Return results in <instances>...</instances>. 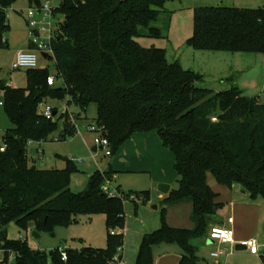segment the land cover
I'll return each instance as SVG.
<instances>
[{"label": "trees", "instance_id": "obj_1", "mask_svg": "<svg viewBox=\"0 0 264 264\" xmlns=\"http://www.w3.org/2000/svg\"><path fill=\"white\" fill-rule=\"evenodd\" d=\"M0 1L3 45L6 9L17 0ZM167 1L59 0L56 15L63 19L53 42L55 69H28L26 87L0 84V100L11 123L2 135L4 143L0 141V249L16 253L14 264H117L114 257L124 245V234L111 230L125 227L126 199L136 195L140 204L151 199L149 190H119L122 196H110L105 186L114 178L111 166L96 170L85 190L73 192L75 161L66 159L64 169L30 164V144L48 142L58 129V121L40 110L49 96H67L83 111L97 104L98 125L104 126L112 155L137 132H156L173 153L178 187L163 198L162 225L144 234L135 264H154L153 248L162 243L181 248L178 264L198 263L199 247L193 241L207 236L224 208L208 183L209 172L220 184H240L252 200H264V100L244 95L235 85L218 92L203 87L204 75L170 62L165 49L136 41L139 28L156 21ZM194 24L187 43L197 49L264 53V8L198 7ZM149 34L162 35L155 27ZM51 74L57 79L54 85L48 84ZM75 130L70 120L63 137ZM185 202L193 205L194 227L169 225L166 208ZM98 213L107 217V247L68 248L67 260L60 248L35 250L25 240L7 236L12 222L40 231ZM261 260L264 264V254Z\"/></svg>", "mask_w": 264, "mask_h": 264}, {"label": "rangeland", "instance_id": "obj_2", "mask_svg": "<svg viewBox=\"0 0 264 264\" xmlns=\"http://www.w3.org/2000/svg\"><path fill=\"white\" fill-rule=\"evenodd\" d=\"M40 1L41 3L50 2L54 7L59 6V0ZM222 5L264 8V0H169L156 21L150 26L139 28L136 41L143 47L165 49L170 62L179 61L183 68L204 75V80L201 82L203 87L218 92L235 85L244 95L257 96L264 100V53L201 50L187 43L195 32V9L203 6ZM30 7H33L30 0H17L6 9L8 28L2 31L4 44L0 45V84H8V86L18 88L27 86L28 69L14 70L12 64L16 50L30 45V27L28 23V10ZM1 8L0 1V10ZM62 19V15L57 14L55 17L56 21ZM151 27L159 28L162 34L161 37L150 36ZM37 68L54 70L55 58L46 59L38 53ZM48 105L58 109V114L53 116L54 120L58 121V129L48 142L35 143L32 148L28 147L27 153L30 164H35L40 169H64L67 166L66 159L76 161L77 171L72 174L70 188L73 192H81L86 189L91 174L98 169L105 170L111 158L102 149L96 153L92 150V146L96 145L95 138L99 136L98 132L91 129V125H98V105L92 103L86 111H83L67 96L63 98L49 96L40 106V110L43 111ZM70 120L76 129V133L73 136L64 138L63 132ZM9 127H11V123L5 108L0 105L1 135H4ZM33 148H37L36 154H33ZM151 155L156 160V171H160V174L166 173L167 178L172 181L173 188L176 189L179 175L175 170L174 163L166 160L167 157L165 158V156L163 162V155L158 152L157 147L153 146ZM168 155L174 157L170 151H168ZM79 160L83 162L77 163ZM208 177L209 185L219 194L220 201L224 203L223 216L227 218L226 212L231 208L232 201L235 200L233 193L235 191L242 192L243 187L237 183L232 188L220 184L211 172L208 173ZM147 179L149 177L141 172L139 174L120 173L118 178L113 179V185L125 189L127 192L139 191L145 188L141 187L140 184H144L143 182H146ZM159 194L160 191H157L155 197H153V206H159V209L150 208V215L142 216L146 222L150 219L145 226H150L152 222L151 215L155 214L152 211H156L157 216L159 215L160 220L162 219L163 199L158 197ZM254 203L256 204L255 222L259 237L264 241V200L257 199ZM131 205V200L125 202L126 217L128 219L129 216V219L132 218L131 220H133L135 215ZM191 209L190 204H183L177 208L168 206L166 208V221L168 222L169 217L172 223L179 224L175 227H191ZM233 216H238V211L233 213ZM135 228L131 227V231L133 229L131 235H135V241L140 242L141 236L138 232L142 228L138 231ZM33 230H35L34 227L21 229L15 222H12L7 227V236L13 240H25L30 248L47 252L64 247L72 249H80L84 246L95 249L107 247V217L103 213L82 214L77 217L74 223L56 225L53 229L40 230L38 231L40 233L39 238L32 235ZM193 243L199 247V252L202 254L211 251V242L207 236L195 239ZM161 245H164V243ZM161 245H156V247ZM241 252L245 253L246 251H239L238 253ZM130 262L132 263V260Z\"/></svg>", "mask_w": 264, "mask_h": 264}, {"label": "crops", "instance_id": "obj_3", "mask_svg": "<svg viewBox=\"0 0 264 264\" xmlns=\"http://www.w3.org/2000/svg\"><path fill=\"white\" fill-rule=\"evenodd\" d=\"M30 48H31L30 45L26 48H18L16 50L15 57L19 51L27 50ZM2 95H3V91H0V98L2 97ZM33 144L35 143L30 144V148L33 147L32 146ZM153 146L157 147L158 152L161 155H163V160H162L163 162L165 156V158L167 157L166 160H169L170 163L172 162L175 164V157L172 158L170 155H168V151L170 150L168 149L167 151L166 147L162 144L160 136L156 132H137L134 133L130 139L124 142V144L120 147L119 151L116 154L110 156L111 158L106 168L108 169V167L111 166L112 169L114 170L113 179L118 178V175L120 173L139 174V172H141V173H145V175L149 177V179H147L146 182H143L144 184H140V185L141 187H145L142 188V190H149L151 192L150 201L146 204H140V202L134 203L133 201H131L132 202L131 206L134 209V215H135L133 219L134 221L131 220L132 218L129 219V216L127 219L126 217L127 210L125 209L126 222L123 232L124 245H123V252L121 257L122 264H130L131 260H132L131 264H135L140 248V243L144 234L154 231L162 225V219L160 220V216L159 215L157 216L156 211H152L155 214L151 215L152 222L150 223V226L148 225H147L148 227L145 226L150 219H148V221L146 222V220L142 218V216L144 217V215L145 216L150 215L149 213L150 208L156 210L159 209V206H156V208L155 206H153V197H155L156 192L159 191L158 185L162 183L165 184L169 183L170 185L169 192L172 189H174L172 186V181L170 180V178H167L168 177L167 174L166 173L160 174V171H156V164H155L156 160L151 155L153 151ZM95 147H96L95 145L92 146L93 151H95L94 150ZM33 149H36L37 151V148H33ZM171 154L173 153L171 152ZM207 179L209 183V177ZM111 184L113 188L126 191L125 189H121L120 187L114 186L113 180ZM233 194L235 196V200L232 201V205L230 206L231 208H229L226 213H227V217L232 216L234 218L233 228L235 230L236 239L239 241L244 239L257 238L260 241L261 246H264V241L259 237L258 228L255 222V217H254L255 209H256V204L254 203L255 201L250 198L249 193L246 192L244 188L242 189V192L235 191ZM167 195L168 194H163L162 192H160L158 197L160 199H163ZM218 201H220L219 196H218ZM183 204H190L191 207L193 208L192 203L189 202L172 205V208H177L178 206H181ZM223 210L224 208L219 211L218 220L212 223V225L216 223L225 222L227 218L226 216L225 217L223 216ZM237 211H238V216L234 217L233 213H236ZM168 222L169 225L174 227L175 225H179L177 223H172L169 220V217H168ZM131 227L134 228L136 227L135 229L137 231L138 229L140 230L142 228V230L138 232L139 235L141 236L140 242H136L134 239L136 238L135 235L134 236L131 235L133 232V229L131 231ZM193 227H194V223L192 222V226L191 227L188 226L187 228H193ZM211 246L212 248L209 253L202 254L201 252H198L199 261L197 264H263L261 260V254L257 255L251 253L248 249L243 250L246 251L245 253L243 252L238 253L240 250H237L235 248V251L231 253L230 251L232 249V246L228 244L211 242ZM155 248L157 249V251H155L156 250ZM214 251H219L221 252V254H219L218 257H213L212 252ZM153 253H154V264H178L181 258L182 250L176 244L166 243L165 245L164 243V245H161L159 247L154 246Z\"/></svg>", "mask_w": 264, "mask_h": 264}, {"label": "built area", "instance_id": "obj_4", "mask_svg": "<svg viewBox=\"0 0 264 264\" xmlns=\"http://www.w3.org/2000/svg\"><path fill=\"white\" fill-rule=\"evenodd\" d=\"M56 8L52 6L50 2L42 3L41 7H37L33 3V7H30L28 10L29 17V27H30V44L33 45L32 48L27 50H21L17 53L12 67L14 70L20 69H34L37 68L38 63V53L43 54L47 53L48 58H55V51L53 42L59 34L60 25L58 21L55 20L56 17ZM4 43V42H3ZM57 79L55 74H51L48 77V84H56ZM0 105H3V101L0 100ZM44 115L51 119L54 116V108L51 106H46L43 109ZM213 121H218L216 116L212 117ZM91 129L99 133V136L95 138L96 151L100 149L105 151L107 156H112V150L109 139L104 135V126L101 125H91ZM0 141L4 143L2 135L0 134ZM4 145V144H3ZM76 162V161H75ZM82 160L77 161V163H82ZM112 180H107L105 191L110 196H122L120 191L112 187ZM127 200L137 201L138 197L136 195H130ZM234 218L232 216L227 217L225 222L216 223L210 226L207 233V237L212 242L224 243L232 246L231 253L235 251V248L238 244L246 246V248L254 254L260 253L261 243L257 238H250L244 240H237L235 237V230L233 228ZM124 232L119 228H114L111 230L113 235L120 234ZM66 247L60 248V252L63 260H67L68 253ZM8 252V254H6ZM122 252L123 246L118 249V253L115 255L114 260L117 264H122ZM221 252L214 251L212 252L213 257H218ZM16 260V253L13 250L6 251L5 249H0V264H14Z\"/></svg>", "mask_w": 264, "mask_h": 264}, {"label": "water", "instance_id": "obj_5", "mask_svg": "<svg viewBox=\"0 0 264 264\" xmlns=\"http://www.w3.org/2000/svg\"><path fill=\"white\" fill-rule=\"evenodd\" d=\"M34 4L37 6V7H41V1L40 0H34ZM45 58H48V54L47 53H43L42 54ZM56 114V112H54V115ZM94 150L96 151L97 149H96V147L94 148ZM36 149H33V153L34 154H36ZM158 190L160 191V192H162L163 194H168L169 193V190H170V185L169 184H165V183H162V184H160L159 185V187H158ZM155 208H156V206H155ZM32 235L34 236V237H36V238H39L40 237V233L35 229V230H33L32 231ZM210 242H212L211 240H210ZM236 249L237 250H240V251H243V250H246L247 248H246V246H244V245H241V244H238L237 246H236ZM260 253L261 254H264V246H261L260 247Z\"/></svg>", "mask_w": 264, "mask_h": 264}]
</instances>
